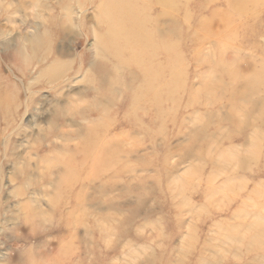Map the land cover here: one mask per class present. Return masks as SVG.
Listing matches in <instances>:
<instances>
[{
    "label": "rangeland",
    "instance_id": "obj_1",
    "mask_svg": "<svg viewBox=\"0 0 264 264\" xmlns=\"http://www.w3.org/2000/svg\"><path fill=\"white\" fill-rule=\"evenodd\" d=\"M101 1L0 0V264H264V4L183 2L177 103L139 127ZM92 135L115 160L58 192Z\"/></svg>",
    "mask_w": 264,
    "mask_h": 264
},
{
    "label": "bare ground",
    "instance_id": "obj_2",
    "mask_svg": "<svg viewBox=\"0 0 264 264\" xmlns=\"http://www.w3.org/2000/svg\"><path fill=\"white\" fill-rule=\"evenodd\" d=\"M146 1L148 5L143 4L141 0H104L98 4L100 22L105 27L104 33L98 39V48L104 57L109 56L111 59V70L126 80L122 83V88L129 97L130 108L131 106L135 108L134 110L131 108L130 119L137 126L140 125V121L136 108L154 109L156 119L161 121L165 115L166 104L170 103L174 106L177 103V96L181 91V86L176 79L177 73L180 71L177 68L180 56L177 52H173L174 48L172 49L171 45V47L169 46L167 31L176 37L175 28L178 26L176 14L184 6L183 2L187 3L188 0ZM224 2L229 11L236 12L239 17L248 11L247 9L252 11L259 6L263 7L264 4V0H224ZM156 9L159 13L153 17L150 16L151 12L156 11ZM216 14L218 15V13ZM216 14L212 13L213 17ZM166 17L172 20V25L161 28L160 24L164 22ZM200 26L198 28H203V31L204 28H208L207 26ZM196 35L199 34L196 33ZM174 41L176 42L177 38ZM98 142L101 143L100 146L96 145ZM112 145V141L109 142L106 139L102 141L98 136L92 135L82 147L79 159H64L68 174L64 180L60 181L58 192L63 191L64 193L67 188L72 186L75 175L84 168V165L89 169V159L90 161L93 160L90 169L98 163L105 162V160L113 162L116 151ZM105 164L103 166H106ZM81 198L80 193L74 196L79 207L81 206Z\"/></svg>",
    "mask_w": 264,
    "mask_h": 264
}]
</instances>
